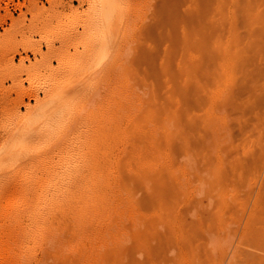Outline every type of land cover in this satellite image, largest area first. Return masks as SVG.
<instances>
[{"label":"rangeland","instance_id":"1","mask_svg":"<svg viewBox=\"0 0 264 264\" xmlns=\"http://www.w3.org/2000/svg\"><path fill=\"white\" fill-rule=\"evenodd\" d=\"M166 1L107 0L113 26L102 52L85 62L70 41L83 31L89 0H0V212L10 190L24 182L29 190L39 182L62 190L83 183L86 159L100 151L99 142H93L96 116L87 107L98 111L107 92L105 78L123 73L140 98L138 113L148 107L157 112L158 132L150 140L161 141L165 118L176 136L168 143L173 157L133 164L128 194L140 218H121L127 236L112 239L117 249L107 264H264V0H217L220 8L207 22L212 34L186 43L188 22L165 34L170 25L163 20ZM178 1L183 18L195 16L191 2ZM243 9L251 13L245 20ZM60 53L77 62L70 72L57 68ZM30 79L38 82L34 89ZM16 88L30 91L39 102L28 96L20 100ZM49 92L67 100L61 126L50 130L53 135L35 152L17 155L19 166L8 168L3 147L26 122L21 117L38 110ZM187 142L189 157L175 155ZM47 199L48 204L57 200L55 195ZM7 224L0 219V232ZM247 229L262 240L253 244ZM2 243L0 235V251ZM39 253L33 264H54ZM71 256L76 252L63 257Z\"/></svg>","mask_w":264,"mask_h":264},{"label":"bare ground","instance_id":"2","mask_svg":"<svg viewBox=\"0 0 264 264\" xmlns=\"http://www.w3.org/2000/svg\"><path fill=\"white\" fill-rule=\"evenodd\" d=\"M89 1L90 4L88 3L84 18L81 17L84 20L83 31L73 41H70L75 54H78L79 57L83 56L85 62L90 54L97 56L102 52L105 36L113 26L109 16L110 10L108 11V7H106L107 0ZM188 1L192 4L194 17L183 18L179 13L180 1L167 0L165 6L167 5L168 8L165 9L163 19L170 23L165 33L167 36L171 35V30L176 29L178 23L182 25L188 22L191 36L182 38V42L185 43L196 42L198 37L205 33L211 35L213 27L208 23L213 19V13L220 8L217 0ZM246 5L244 4V6ZM207 15L211 17H206ZM250 15L248 9H243L244 20ZM53 35L46 36L45 40H49ZM63 41L67 42V39L64 38ZM67 56L66 53L59 54L57 68L64 66V69L66 68L70 72L77 62L75 63V59ZM84 61L81 62L80 69L76 67L78 78L83 74L81 67L84 66ZM197 75V72L193 74L194 77ZM66 79L56 81L59 83ZM62 84L64 85V83ZM37 85L36 80L34 82V79H30V88L37 87ZM103 86L101 90L106 93L104 96L102 95L100 109L95 111L94 105L87 107L96 116L93 142H99L100 151L96 155L90 156V159H86L87 168L84 170L83 183L68 186L64 190L61 187L52 189L43 182L37 183L31 190L25 182L20 187H13L7 194V202L0 212V219L8 223L0 232L3 239L0 264H33L42 249L40 246H44V244L41 245L42 242L46 240H48L45 242L47 247H43L46 250L44 252L42 249V252L54 264L112 263V260H109L111 259L110 254L115 253L117 249L112 243V239L117 240L119 237L127 236L121 218L126 222L127 220L136 221L140 218V213L137 214L134 211L132 200L128 194L133 183V164L138 163L142 167V162L147 158L173 157L174 150L172 147L169 149L171 144L169 138H175L176 134L173 136L169 129L172 125L168 124L170 119L165 118V124L161 125L164 128V136L161 139L155 138L161 141L150 140L155 135L157 136L158 129L154 125V117L157 112L153 107H148L144 114L138 113L141 101L133 89L134 83L127 74L120 73L112 78L106 77ZM16 91H18L20 100L28 96L34 99L35 103L39 102L36 95L29 94L30 91L28 94L17 88ZM66 102L64 95L49 92L38 110L31 109L21 117L20 121L25 120L26 122H22L19 126L12 139L13 142L9 146L3 147L7 153L3 152L7 155L3 153L5 156L2 158H7L8 168L19 166L20 158L18 159L17 155L35 152L45 143V137L53 135V130L61 126V122L64 120V111L67 110ZM210 125H213L212 120ZM146 135H149L147 139ZM182 139L184 140V138ZM205 139L208 141V137ZM181 144H183L182 147L176 150L175 155H179L181 158L189 157L188 142L187 145ZM112 154L114 155L112 156ZM28 191L33 196H28L29 202L20 207V202ZM16 194H18V198L14 199ZM48 195H55L56 202L48 204ZM63 197L65 198L64 203L61 202ZM119 199L122 200L121 203H117ZM42 208L49 209L52 213L43 216L38 213V210ZM33 210H37L35 215L32 214ZM58 212L60 214L56 215ZM32 220L35 221L33 227L30 226ZM29 233H32L34 238L27 240ZM247 233L253 242L249 240V237H247L248 240L253 244L262 240L261 235L258 234V239H255V232L252 233L248 230ZM84 241H88L89 245L86 246ZM70 252H76V256L63 257L65 253ZM104 253H109L108 260L103 258ZM250 253L245 252V257L256 258L254 253ZM37 264H45V262L39 261Z\"/></svg>","mask_w":264,"mask_h":264}]
</instances>
